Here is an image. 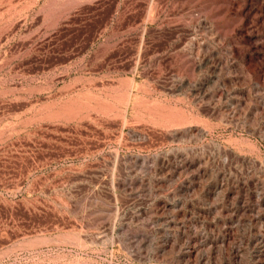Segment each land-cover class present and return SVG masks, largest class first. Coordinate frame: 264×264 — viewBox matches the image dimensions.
Wrapping results in <instances>:
<instances>
[{"label":"rangeland","instance_id":"1","mask_svg":"<svg viewBox=\"0 0 264 264\" xmlns=\"http://www.w3.org/2000/svg\"><path fill=\"white\" fill-rule=\"evenodd\" d=\"M0 264H264V0H0Z\"/></svg>","mask_w":264,"mask_h":264}]
</instances>
